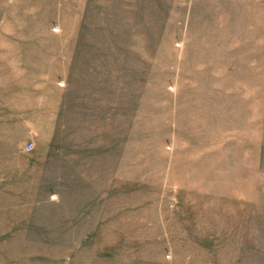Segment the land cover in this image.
I'll use <instances>...</instances> for the list:
<instances>
[{"label":"rangeland","instance_id":"obj_1","mask_svg":"<svg viewBox=\"0 0 264 264\" xmlns=\"http://www.w3.org/2000/svg\"><path fill=\"white\" fill-rule=\"evenodd\" d=\"M0 264H264V0H0Z\"/></svg>","mask_w":264,"mask_h":264},{"label":"crops","instance_id":"obj_2","mask_svg":"<svg viewBox=\"0 0 264 264\" xmlns=\"http://www.w3.org/2000/svg\"><path fill=\"white\" fill-rule=\"evenodd\" d=\"M28 137H29V138H28L29 140H32V141L35 140V139H34V138H35V137H34V134H31V135H29ZM28 144H32V147H33L34 142H33V143H32V142H28L26 145H28ZM26 145H25V147H26ZM24 149L26 150V148H24ZM32 149H33V148H32ZM26 151H28V150H26ZM29 151H31V150H29Z\"/></svg>","mask_w":264,"mask_h":264},{"label":"built area","instance_id":"obj_3","mask_svg":"<svg viewBox=\"0 0 264 264\" xmlns=\"http://www.w3.org/2000/svg\"><path fill=\"white\" fill-rule=\"evenodd\" d=\"M31 147H32V144H28V145L26 146V148H27L28 150H30Z\"/></svg>","mask_w":264,"mask_h":264}]
</instances>
